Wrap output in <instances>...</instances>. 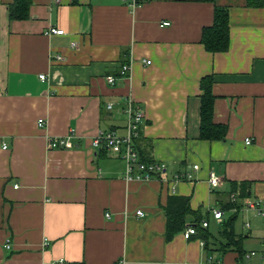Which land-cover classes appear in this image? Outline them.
<instances>
[{"label": "crops", "instance_id": "1", "mask_svg": "<svg viewBox=\"0 0 264 264\" xmlns=\"http://www.w3.org/2000/svg\"><path fill=\"white\" fill-rule=\"evenodd\" d=\"M127 1L32 0L30 18L12 21L13 0H0V264H237L220 235L234 194L254 223L235 232L264 264V221L243 209L264 200V0ZM215 5L229 11L224 53L201 42ZM127 63L129 77L108 84ZM207 77L224 141L200 139ZM128 103L144 113L138 142L165 179L128 180L126 161L94 148L101 133L127 135ZM51 138L72 147L50 149ZM173 196L191 199L187 226L209 222L199 237L167 240Z\"/></svg>", "mask_w": 264, "mask_h": 264}, {"label": "trees", "instance_id": "2", "mask_svg": "<svg viewBox=\"0 0 264 264\" xmlns=\"http://www.w3.org/2000/svg\"><path fill=\"white\" fill-rule=\"evenodd\" d=\"M198 2H206L215 4L216 0H197ZM250 6L254 5L253 0H250ZM32 6V0H13V4L9 6L10 19L12 21H25L30 18V8ZM202 44L206 50L210 53H224L228 51L230 46V26H229V11L227 8L219 7L215 5L214 9V21L210 27H205L202 33ZM213 78H204L201 82L202 97H201V126H200V139L206 141H224L227 135V126L216 124L213 121L214 114V102L215 97L212 93ZM135 140V149L141 156V160L146 163L154 161L150 158L149 153L143 148V145ZM143 141V140H142ZM101 153H107L105 147L99 150ZM233 191H236L237 184L233 183ZM234 193V192H233ZM191 199L189 197L173 196L169 198L166 210L167 217V234L168 241L180 233L185 231L187 226V219L191 215L196 213L192 211L190 206ZM223 210L236 211L232 219L224 223L221 230V237L226 241L221 248L222 251L231 249L238 253V263L244 261L246 252L242 247V236L235 232V221L241 212V207L231 200L222 205ZM198 222V221H197ZM196 225L198 233L201 231L202 225L194 223ZM199 237L200 235H196ZM195 236V237H196ZM206 247L207 242H204ZM70 264H84V263H70Z\"/></svg>", "mask_w": 264, "mask_h": 264}, {"label": "built area", "instance_id": "3", "mask_svg": "<svg viewBox=\"0 0 264 264\" xmlns=\"http://www.w3.org/2000/svg\"><path fill=\"white\" fill-rule=\"evenodd\" d=\"M60 0H57L59 2ZM123 3H127V0H118ZM141 0H132L129 3L131 6H138ZM164 26H169V23H164ZM51 35L63 36L65 35L64 30L52 28L49 32ZM60 60V58H58ZM147 64H150L148 61ZM131 71V65L129 63L121 65L117 75H108L106 80L110 85H116L119 80L129 77ZM42 81L46 80L45 75H40ZM108 109H112V105L108 106ZM124 112L127 116V135L118 136L114 132H104L101 133L98 138L94 141V148L99 151L101 148L105 147L107 152L111 153L113 156L118 157L126 161V179H138V180H150L155 177L165 179L166 168L164 165H160L158 162L152 161L151 163H146L141 160V156L138 151L135 149V140L138 139L141 135L142 124L144 120V113L136 108L132 103H128ZM39 127L43 128L45 126L44 120L40 119L38 121ZM68 138H51L49 141L50 149H69L72 147L71 142ZM247 144H251L250 140L246 141ZM7 149V146L4 147ZM199 167L196 166L195 169ZM187 178V177H185ZM190 178V177H188ZM181 178L178 177L177 180ZM209 184L212 188H218L221 184V181L214 173L210 174ZM235 194L232 195V202L236 201ZM243 209L253 212L255 216L259 219L264 220V200H246L244 202ZM136 215L144 216L143 211H138ZM223 211H214V218L221 221L223 219ZM107 218H110V214H106ZM204 229L209 227V222L204 221L202 224ZM246 228H250V223H245ZM198 235V230L196 225H189L184 231V238L190 240L193 237ZM202 245H205L204 241H201ZM12 242L8 239L4 245L5 249L10 251L12 249ZM256 252H251L246 254L243 262L238 264H251L249 261L256 256ZM212 259V264H221L220 262H214Z\"/></svg>", "mask_w": 264, "mask_h": 264}, {"label": "rangeland", "instance_id": "4", "mask_svg": "<svg viewBox=\"0 0 264 264\" xmlns=\"http://www.w3.org/2000/svg\"><path fill=\"white\" fill-rule=\"evenodd\" d=\"M227 213V212H226ZM249 215V214H248ZM247 215V213H245V212H241L240 214H239V216L237 217V219H236V221H235V227H236V225H237V227L238 226H241V224L242 223H248V222H250V223H252V224H254L253 223V220H251V219H248V218H250L249 216ZM257 221L259 222V221H261V222H263L264 220H259V219H257ZM251 224V225H252Z\"/></svg>", "mask_w": 264, "mask_h": 264}]
</instances>
